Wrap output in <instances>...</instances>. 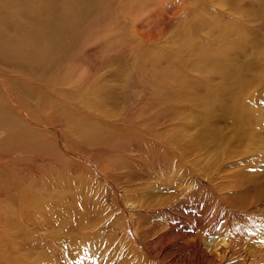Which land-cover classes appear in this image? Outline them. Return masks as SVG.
Here are the masks:
<instances>
[{
  "label": "rangeland",
  "instance_id": "374dc122",
  "mask_svg": "<svg viewBox=\"0 0 264 264\" xmlns=\"http://www.w3.org/2000/svg\"><path fill=\"white\" fill-rule=\"evenodd\" d=\"M98 6L70 50L99 140L62 165L77 207L50 234L0 217V264H264V0Z\"/></svg>",
  "mask_w": 264,
  "mask_h": 264
},
{
  "label": "bare ground",
  "instance_id": "6f19581e",
  "mask_svg": "<svg viewBox=\"0 0 264 264\" xmlns=\"http://www.w3.org/2000/svg\"><path fill=\"white\" fill-rule=\"evenodd\" d=\"M45 2L49 7H35L32 0H0V217L8 235L21 234L23 224L36 235L50 234V215L61 224L63 203L71 200L77 207L79 200V183L65 185L62 165L74 166V146L99 141L89 128L94 123L91 100L84 95L75 99L79 84L70 50L100 0ZM28 14L33 21L26 23Z\"/></svg>",
  "mask_w": 264,
  "mask_h": 264
}]
</instances>
